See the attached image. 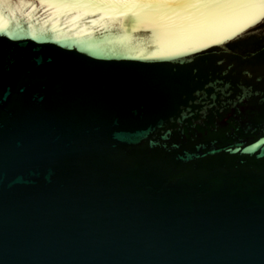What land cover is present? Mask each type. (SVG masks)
Instances as JSON below:
<instances>
[{
  "label": "water",
  "instance_id": "obj_1",
  "mask_svg": "<svg viewBox=\"0 0 264 264\" xmlns=\"http://www.w3.org/2000/svg\"><path fill=\"white\" fill-rule=\"evenodd\" d=\"M0 264H264V0H0Z\"/></svg>",
  "mask_w": 264,
  "mask_h": 264
}]
</instances>
